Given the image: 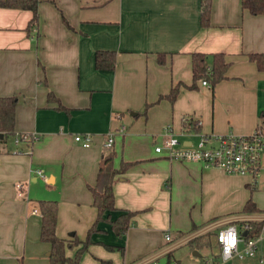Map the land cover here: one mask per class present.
<instances>
[{"label": "crops", "instance_id": "crops-1", "mask_svg": "<svg viewBox=\"0 0 264 264\" xmlns=\"http://www.w3.org/2000/svg\"><path fill=\"white\" fill-rule=\"evenodd\" d=\"M37 9L28 30L30 10L0 7V96H16L15 134L37 136L0 139V264H21L39 249L48 262L49 244L38 241V199L57 201L58 237L85 239L96 217L88 185L109 149L106 134L120 125L124 131L114 134L110 147L113 164H131L115 176L116 210L98 222L86 252L99 247L92 253L98 264H136L148 257L158 264L169 252L177 264H258L257 256L230 261L204 253L217 227L235 223L241 232L244 221L264 215L257 181L169 159L154 145L166 124L184 143L199 133L248 134L256 128L264 113V70L248 54L264 52V14L242 10L240 0H211L207 26L200 23L201 0H39ZM96 50L115 51L113 69L95 67ZM192 52H222L225 78L212 87L194 80ZM172 86L174 100L160 98ZM49 92L53 97L47 98ZM77 133H90V145L76 141ZM16 182L24 183L21 192ZM242 185L256 189L251 200L260 211L241 212L251 198L240 193ZM236 192V203L224 200ZM119 209L134 212L123 239L109 236L118 235L111 220ZM204 234L209 246L188 245ZM182 247L192 257L177 258Z\"/></svg>", "mask_w": 264, "mask_h": 264}, {"label": "trees", "instance_id": "trees-1", "mask_svg": "<svg viewBox=\"0 0 264 264\" xmlns=\"http://www.w3.org/2000/svg\"><path fill=\"white\" fill-rule=\"evenodd\" d=\"M38 2L39 0H0V7H13L27 9L31 12V17L27 24L30 30L38 19ZM242 10H246L251 14H264V0H240ZM211 0H201L200 23L202 26L209 24ZM259 70H264V52H252L248 54ZM159 61H163L161 53L158 54ZM115 64V51L113 50H96L94 53V65L97 69H113ZM228 62L224 60L222 52H192L191 67L193 79H206L212 87L216 82L225 78V70ZM177 94V86H172L168 93L160 95V98L167 97L174 100ZM53 97L52 93H48L47 98ZM16 96H0V139H5L8 135H16L13 129L14 124V105ZM145 111V110H144ZM261 120H264V113H260ZM115 152L109 147L107 151H103L99 161L95 182L88 185L91 192L92 205L96 208V217L87 230L84 240H79L74 234L69 238H60L56 234V220L58 204L55 199H38L37 210L40 215L39 238L41 241L49 244L48 264H79L80 256L90 244V234L96 230V226L100 220L109 219L112 210H116L114 205L113 180L117 174L124 172L131 164L129 161H121L118 167L113 164ZM119 214L111 220V225L117 229L118 235H121L128 228L133 211L119 209ZM255 203L248 198L241 212L260 211ZM250 227L245 234V238H249L258 234L261 228V222L250 221ZM191 228H195L192 225ZM76 244L73 256H67L65 250L72 248ZM188 245L192 249H199L210 245L209 234L194 237L188 241ZM110 247V246H109ZM112 248V247H110ZM121 248V247H120ZM122 251V249H121ZM171 259V253H167L166 262ZM100 264H111L110 260L100 259ZM232 264H248L241 261L232 262Z\"/></svg>", "mask_w": 264, "mask_h": 264}, {"label": "built area", "instance_id": "built-area-1", "mask_svg": "<svg viewBox=\"0 0 264 264\" xmlns=\"http://www.w3.org/2000/svg\"><path fill=\"white\" fill-rule=\"evenodd\" d=\"M200 82L201 84H208L206 79H201ZM123 131L124 126L120 125L117 131L107 133L103 145L108 148L111 147L114 134ZM36 138L34 133H23L16 134L14 140L15 142L25 139L31 141ZM74 139L79 141L82 146H89L92 135L90 133H77L74 135ZM154 151L169 159L199 162L206 168L220 169L229 174L248 175L252 181H255L259 170L264 168V125L258 123L256 128L248 134L199 133L194 142L184 143L172 130V127L166 124L162 129L161 142L154 145ZM35 171L44 176L41 168H36ZM15 186L21 192L24 183L16 182ZM32 211L37 212L36 209ZM262 220H264V215ZM249 227V224L243 225L246 232ZM230 234L236 237L235 245L227 243V237ZM213 235L217 253L221 260L233 258L243 260L246 257L256 256L258 242L264 237V225L257 235L249 238H245V235L241 234L235 223L217 227ZM165 239H170L168 233H165ZM257 262L264 264V255L257 256ZM136 264H157V261L148 257L136 262ZM166 264H177V262L171 258Z\"/></svg>", "mask_w": 264, "mask_h": 264}, {"label": "rangeland", "instance_id": "rangeland-1", "mask_svg": "<svg viewBox=\"0 0 264 264\" xmlns=\"http://www.w3.org/2000/svg\"><path fill=\"white\" fill-rule=\"evenodd\" d=\"M259 124L264 125V120L262 119ZM8 140H11L12 141L13 140V137H9ZM156 141H157L156 144H159L161 142L159 139H157ZM230 174H233L234 175L235 173H230ZM235 175H240V174H235ZM242 176H244V178H248V179L251 180V177L248 176V175H242ZM255 181H257V185H258V189H259L258 190V194L256 196L259 199V201H261L260 204H264V168H261L259 170L257 176L255 177ZM254 190H256V189L250 190V188L248 186L242 185V187L240 189V193L242 194V192L244 191L245 194H247V198L248 197H251V199H254L253 198L254 195L252 193ZM225 196L226 197H225L224 200L227 203H233V202L236 203L237 200H238L237 199L238 198L237 197L238 196V192L235 193L234 197H231L229 194L228 195L226 194ZM243 202L244 201H242V203ZM233 209H235V208H233ZM229 210H231V209H224L225 212H227ZM262 217L263 216H261L258 219H251V220L244 221L245 222L244 224H249L250 221H256V222H261V227H262L264 225V220H262ZM249 225H251V224H249ZM113 233H114V231L113 232H110V234H109V236H111V238H121V239H123L124 233H122L121 235H114ZM213 239H214V235H213ZM38 241L40 243H42V241L39 238H38ZM43 243H45V242H43ZM212 245H210L209 248H207L206 252H204V253H207V254H210L211 253L210 254L211 257L212 256L213 257H216V254H214V253L218 252V250H217V247H216L215 242H213ZM241 246L242 245L240 244V247ZM95 248H96L95 250L100 249L99 247H95ZM182 249H186V250H183V254H181V250L178 249V251L175 254L177 256V258L180 257L181 260H182L185 256H187V258H189V256L192 257L191 256V253L184 254V251L185 252L188 251L187 247H185V248L182 247ZM40 250L41 249H39L37 251H34L30 255H27V257L26 258H23L20 261V263L21 264H47L48 262H47V258L45 256L46 250H44V253H42V257L39 256L41 254ZM95 250H92V253H96ZM28 251H29V247L27 249V253H28ZM86 251H87V249L85 251H83V253L80 256V258H81L80 259L81 260V264L82 263L83 264H98L97 261L93 258V256H92L93 254L91 252H86ZM36 254H38V255H36ZM259 255H264V237L258 242L256 256H259ZM247 259H249V257L244 258V260H247ZM233 260H236V259L234 258V259H232L230 261H233ZM158 264H166V258L165 257H162L160 259V262Z\"/></svg>", "mask_w": 264, "mask_h": 264}, {"label": "clouds", "instance_id": "clouds-1", "mask_svg": "<svg viewBox=\"0 0 264 264\" xmlns=\"http://www.w3.org/2000/svg\"><path fill=\"white\" fill-rule=\"evenodd\" d=\"M227 243H228L229 245H235V243H236V237L230 234V235L227 237Z\"/></svg>", "mask_w": 264, "mask_h": 264}, {"label": "water", "instance_id": "water-1", "mask_svg": "<svg viewBox=\"0 0 264 264\" xmlns=\"http://www.w3.org/2000/svg\"><path fill=\"white\" fill-rule=\"evenodd\" d=\"M0 137H1V135H0ZM241 234H242V235H245V234H246V230H242V231H241ZM193 253H194V254H198V252L195 251V250L193 251Z\"/></svg>", "mask_w": 264, "mask_h": 264}]
</instances>
